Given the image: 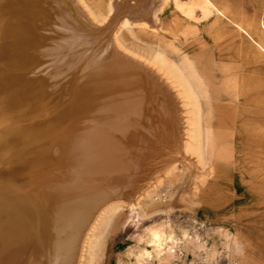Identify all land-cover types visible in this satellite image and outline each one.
<instances>
[{"label": "rangeland", "instance_id": "rangeland-1", "mask_svg": "<svg viewBox=\"0 0 264 264\" xmlns=\"http://www.w3.org/2000/svg\"><path fill=\"white\" fill-rule=\"evenodd\" d=\"M217 1L232 2L227 6L235 19L241 14L263 21L257 32L264 34V0ZM69 2L65 7L63 0H39V16L26 28L30 43L24 47L36 58L35 66L15 70L38 83L34 84L40 87L38 96H47L39 119L42 125L51 121L60 125L72 117L67 100L107 52L118 55L117 61L113 58L116 66L122 62L119 57L127 55L126 66L157 82L166 96L164 103L159 100L164 110L149 111L146 130L134 132L138 143L117 141L112 175L107 167L90 168L97 169L91 177L102 184L122 176L129 180L122 182L120 194L111 192L114 199L110 194L91 209L79 238V258L75 255L73 262L246 264L249 255L264 253V116L258 122L256 117L243 118L242 129L239 116L229 117L240 104L262 103L240 102V81L243 95L252 92L255 79L248 86L245 76L264 62L251 48L239 52L253 44L251 39L237 36L235 24L216 19V11L207 15L197 0ZM216 7L228 18V11ZM239 25L250 35L258 28L249 22ZM196 77H203V89L192 84ZM186 82L194 88L197 104L185 91ZM259 113L264 114V108ZM141 118L135 117L137 126ZM206 128L211 132V150L206 146ZM246 143L263 148L241 150ZM175 144L177 150L172 149ZM141 148L152 153L151 163L150 155L138 161L135 153ZM124 194L137 195L135 212L126 203L110 208Z\"/></svg>", "mask_w": 264, "mask_h": 264}, {"label": "bare ground", "instance_id": "bare-ground-1", "mask_svg": "<svg viewBox=\"0 0 264 264\" xmlns=\"http://www.w3.org/2000/svg\"><path fill=\"white\" fill-rule=\"evenodd\" d=\"M197 1L207 15L216 11L219 17L226 16L210 0ZM63 4L70 7L69 0ZM39 12V0H0V264H76L80 234L91 209L111 192L117 196L122 182L129 180L114 177L102 184L91 177L97 169L90 168L107 167L112 175L117 141L138 143L134 132L146 130V114L156 107L159 111L165 108L159 100L164 103L166 96L157 82H149L126 66L130 65L124 58L127 55H121L122 64L116 66L118 55L113 51L101 56L97 66L79 80L74 96L67 100L72 117L60 125L52 121L42 125L39 119L47 104L46 94L38 96L40 87L34 86L38 83L15 71L35 66L36 58L24 47L30 43L26 28ZM237 27L250 36L247 28ZM261 38L264 41V34ZM257 44L264 50V44ZM117 46L122 48L120 43ZM185 91L197 104L194 88L187 83ZM136 116L142 117L139 126L134 122ZM172 149L177 150V144ZM151 154L143 148L135 153L139 162L150 155V163ZM127 194L110 208L126 203L135 212L137 195Z\"/></svg>", "mask_w": 264, "mask_h": 264}, {"label": "crops", "instance_id": "crops-1", "mask_svg": "<svg viewBox=\"0 0 264 264\" xmlns=\"http://www.w3.org/2000/svg\"><path fill=\"white\" fill-rule=\"evenodd\" d=\"M212 2L215 5H217V6L221 7V8H223V9H225L226 11H228V15H227L228 18L221 17V16L219 17L217 13H214L213 12V14L216 16V19H221V20L224 19V20H229L230 22H233L235 24V27H236V29L234 30V33L237 32L238 34H236V35L237 36H241L245 40H246V36H247L253 42V44L248 43V47L245 45L243 47L244 49L241 50V51H239V52L240 53L246 52V48H249V49L251 48L252 51H256L257 54L259 53L258 55H261V59H264V51L261 54L257 50V47H258L257 41H260L261 43H263V41H261V40H263L261 38V34H260L261 32L260 33L257 32V29H259V27L261 26V23L263 21H258L256 19H254V20H252V19H246L241 14L238 15V19H235L231 15L232 12L228 9V6H227V4H230L232 2H223V1L222 2H219L217 0H212ZM243 22H245V23H248L249 22L251 25L252 24H255V25H257L258 28H255L254 27L253 28L254 30H252V32H251L253 34L249 36V35L244 34L243 32H241L238 29V27H237L238 24H241ZM238 48H239V46H238ZM248 51H251V50H248ZM225 66H224V68H225ZM226 67H229V66H226ZM247 74L245 76L247 78L246 85H248V86L251 85V83H252L251 81H253L254 79H255V84L253 85L254 88H253V91L252 92H250V93H244V95H243V91L244 90H243V88H241V85H243V82L240 81V84H241V85H239L240 86L239 87L240 102L241 101H251L252 100V101H255V102H262V103L260 105L255 104L253 106H247L246 105L245 107L243 106V104L242 105L240 104L239 107H238V110H236L238 112V113L236 112L237 114L236 113H233V114L232 113H229V117L236 116V115L240 117V120H239V122H240L239 128L240 129H242V125H243V122H244L243 121V118L256 117V121L258 122V120H259L258 118L260 116H264V114L259 113V110L261 108H264V62H262L261 66H259L257 68H254V72H252V74H250V73L248 75ZM239 75H242V74H239ZM202 78L203 77H196V82L193 81L192 84L193 83L194 84L196 83L197 85H201V89H203L202 88V83H201L202 82ZM225 78H226V76L224 75V82H223V84L227 83V82H225ZM238 79H241L243 81L242 78H238ZM214 83H217V82H214ZM245 92H246V90H245ZM253 111H255V112H253ZM245 124H246V120H245ZM244 129H247V125H246V128H244ZM205 132H206V144H207L206 146H207V148H210V150H211L212 149V145L210 144L211 143V136H210L211 135V132H209V130H207V128H206ZM259 147L260 148H263V146H259ZM259 147L256 146V144L255 145H248L247 143L244 144V145H242V144L240 145V149L241 150H243V149L244 150H247V149H253V148L257 149ZM249 256H250V258L247 259V260H250V261L249 262L247 261L246 264H264V253H255V254H252V255H249Z\"/></svg>", "mask_w": 264, "mask_h": 264}]
</instances>
